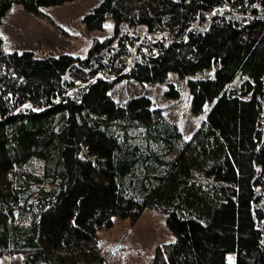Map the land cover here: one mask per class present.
Segmentation results:
<instances>
[{
	"label": "trees",
	"instance_id": "16d2710c",
	"mask_svg": "<svg viewBox=\"0 0 264 264\" xmlns=\"http://www.w3.org/2000/svg\"><path fill=\"white\" fill-rule=\"evenodd\" d=\"M67 1L0 0V26L14 4ZM108 17L84 57L8 50L0 32V255L107 264L99 231L156 208L176 236L156 264H264V0H100L83 22ZM213 64L189 79L194 114L213 102L190 138L149 96L111 93Z\"/></svg>",
	"mask_w": 264,
	"mask_h": 264
},
{
	"label": "rangeland",
	"instance_id": "374dc122",
	"mask_svg": "<svg viewBox=\"0 0 264 264\" xmlns=\"http://www.w3.org/2000/svg\"><path fill=\"white\" fill-rule=\"evenodd\" d=\"M99 1H67L62 5L43 8L42 15L30 12L20 4H14L0 26L6 49H31L37 56L60 53L86 56L97 38L108 37L114 31L111 17L106 20V25L111 27L105 26L103 30H90L85 26L84 15ZM146 41L143 33L139 43ZM217 67L218 64H213L212 67L187 77L170 72L165 81L158 83H142L133 78H124L115 84L111 93L120 101H126L135 95L149 96L153 105L161 108L166 118L176 123L183 135L190 138L201 125L213 102L208 101L202 113L194 114L191 111L189 79L213 76ZM238 83L236 81L233 86H238ZM172 84L179 89L178 97L167 94ZM166 218V214L156 208H147L136 221L115 217L112 227L98 233L107 264H156L158 251L176 240ZM0 264H24V255L4 252L0 255Z\"/></svg>",
	"mask_w": 264,
	"mask_h": 264
},
{
	"label": "snow or ice",
	"instance_id": "6c2138e0",
	"mask_svg": "<svg viewBox=\"0 0 264 264\" xmlns=\"http://www.w3.org/2000/svg\"><path fill=\"white\" fill-rule=\"evenodd\" d=\"M107 27H111V25H106Z\"/></svg>",
	"mask_w": 264,
	"mask_h": 264
}]
</instances>
